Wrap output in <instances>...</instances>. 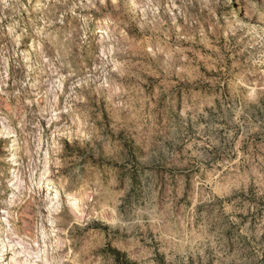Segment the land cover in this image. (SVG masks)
I'll use <instances>...</instances> for the list:
<instances>
[{
	"label": "rangeland",
	"instance_id": "rangeland-1",
	"mask_svg": "<svg viewBox=\"0 0 264 264\" xmlns=\"http://www.w3.org/2000/svg\"><path fill=\"white\" fill-rule=\"evenodd\" d=\"M0 264H264V0H0Z\"/></svg>",
	"mask_w": 264,
	"mask_h": 264
},
{
	"label": "bare ground",
	"instance_id": "bare-ground-1",
	"mask_svg": "<svg viewBox=\"0 0 264 264\" xmlns=\"http://www.w3.org/2000/svg\"><path fill=\"white\" fill-rule=\"evenodd\" d=\"M41 183V182H40ZM38 184H39V182H38ZM47 185V184H46ZM43 186V185H42ZM42 186H41V188H42Z\"/></svg>",
	"mask_w": 264,
	"mask_h": 264
}]
</instances>
